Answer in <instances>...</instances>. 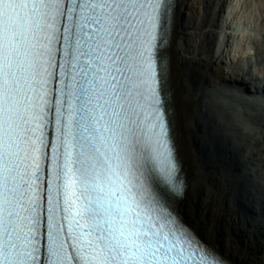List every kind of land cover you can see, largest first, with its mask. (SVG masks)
<instances>
[{
  "label": "snow or ice",
  "instance_id": "6c2138e0",
  "mask_svg": "<svg viewBox=\"0 0 264 264\" xmlns=\"http://www.w3.org/2000/svg\"><path fill=\"white\" fill-rule=\"evenodd\" d=\"M176 0H0V264H224L177 209Z\"/></svg>",
  "mask_w": 264,
  "mask_h": 264
},
{
  "label": "bare ground",
  "instance_id": "6f19581e",
  "mask_svg": "<svg viewBox=\"0 0 264 264\" xmlns=\"http://www.w3.org/2000/svg\"><path fill=\"white\" fill-rule=\"evenodd\" d=\"M176 4L167 56L175 94L173 134L187 186L177 209L233 264H264V66L257 78L241 66L228 72L224 52H216L219 34L228 27L224 13L230 26L238 10L261 26L257 9L264 0ZM254 120L259 128H253Z\"/></svg>",
  "mask_w": 264,
  "mask_h": 264
},
{
  "label": "rangeland",
  "instance_id": "374dc122",
  "mask_svg": "<svg viewBox=\"0 0 264 264\" xmlns=\"http://www.w3.org/2000/svg\"><path fill=\"white\" fill-rule=\"evenodd\" d=\"M228 1H229V0H228ZM230 1H231V0H230ZM252 1H253V0H252ZM228 3H231V2H228ZM258 3H260V2L258 1L257 4H258ZM248 4H249V2H248ZM260 4H261V3H260ZM260 6H261V5H260ZM260 6H259L258 9H257V10H258L259 12H261L262 15H263V18H262V19H259V21L263 23V24L260 26V30H261V31H264V4H263V6H261V7H260ZM257 35H258V34H257ZM253 122H254V124H253ZM253 122H252V126H253V128H255V129H256V128H259V125H258L259 121H257V120L255 121V120H254ZM263 136H264V132H263ZM258 165H259V164H258ZM258 165H257V166H258ZM257 166H256V167H257ZM250 168H251V167H250ZM256 169H258V168H256ZM261 172H262V171H261Z\"/></svg>",
  "mask_w": 264,
  "mask_h": 264
}]
</instances>
